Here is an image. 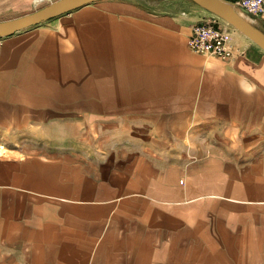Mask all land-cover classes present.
<instances>
[{"label":"crops","instance_id":"1","mask_svg":"<svg viewBox=\"0 0 264 264\" xmlns=\"http://www.w3.org/2000/svg\"><path fill=\"white\" fill-rule=\"evenodd\" d=\"M55 1L0 0V22ZM192 1L1 40L0 264H264V48ZM211 21L233 58L191 48Z\"/></svg>","mask_w":264,"mask_h":264},{"label":"water","instance_id":"2","mask_svg":"<svg viewBox=\"0 0 264 264\" xmlns=\"http://www.w3.org/2000/svg\"><path fill=\"white\" fill-rule=\"evenodd\" d=\"M99 0H57L32 13L0 22V39L75 11ZM198 5L224 19L264 48V30L243 15L230 0H193ZM245 10V9H244ZM246 12H248L246 10Z\"/></svg>","mask_w":264,"mask_h":264},{"label":"built area","instance_id":"3","mask_svg":"<svg viewBox=\"0 0 264 264\" xmlns=\"http://www.w3.org/2000/svg\"><path fill=\"white\" fill-rule=\"evenodd\" d=\"M236 4L249 13L261 15L264 18V0H245L238 1ZM231 41L229 32L211 21L200 23L195 27L190 45L197 53L231 59L235 56V48L231 45Z\"/></svg>","mask_w":264,"mask_h":264},{"label":"rangeland","instance_id":"4","mask_svg":"<svg viewBox=\"0 0 264 264\" xmlns=\"http://www.w3.org/2000/svg\"><path fill=\"white\" fill-rule=\"evenodd\" d=\"M192 1V0H191ZM230 1H232V0H230ZM238 1H245V0H236V1H232V2H234V3H236V2H238ZM192 3L193 4H197V3H195L194 1H192ZM237 9L243 14V15H245L246 17H248L249 19H252V18H254V17H260V18H263L261 15H257V14H254V13H249V12H246V10H244L241 6H237ZM3 39V38H2ZM2 39H0V42H1V40Z\"/></svg>","mask_w":264,"mask_h":264}]
</instances>
